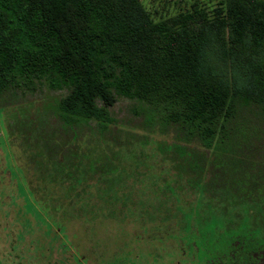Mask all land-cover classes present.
I'll return each instance as SVG.
<instances>
[{
	"label": "trees",
	"instance_id": "16d2710c",
	"mask_svg": "<svg viewBox=\"0 0 264 264\" xmlns=\"http://www.w3.org/2000/svg\"><path fill=\"white\" fill-rule=\"evenodd\" d=\"M218 10L155 20L140 0H0V96L44 79L65 89L56 112L69 128L105 129L120 94L161 107L197 143L179 167L197 193L184 215L206 264H264V175L248 166L264 153V0H220ZM73 146L58 170L83 169L86 157L93 167ZM82 181L41 201L62 214L105 212L63 206Z\"/></svg>",
	"mask_w": 264,
	"mask_h": 264
},
{
	"label": "rangeland",
	"instance_id": "374dc122",
	"mask_svg": "<svg viewBox=\"0 0 264 264\" xmlns=\"http://www.w3.org/2000/svg\"><path fill=\"white\" fill-rule=\"evenodd\" d=\"M140 1L155 20L195 8L208 17L220 11V0ZM64 93L41 79L28 91L0 96V264H206L191 235L194 218L184 215L197 193L179 167L181 150H197L196 141L161 107L123 94L110 106L113 121L105 129L95 120L70 129L56 112ZM70 142L95 158L93 167L86 157V168L58 170ZM248 162L264 175V153ZM76 177L84 181L63 206L101 205L105 212L62 214L41 201L64 194Z\"/></svg>",
	"mask_w": 264,
	"mask_h": 264
}]
</instances>
